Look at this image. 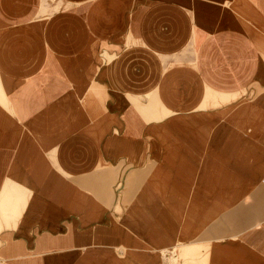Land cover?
Here are the masks:
<instances>
[{
	"label": "crops",
	"instance_id": "1",
	"mask_svg": "<svg viewBox=\"0 0 264 264\" xmlns=\"http://www.w3.org/2000/svg\"><path fill=\"white\" fill-rule=\"evenodd\" d=\"M0 264H264V0H0Z\"/></svg>",
	"mask_w": 264,
	"mask_h": 264
},
{
	"label": "rangeland",
	"instance_id": "2",
	"mask_svg": "<svg viewBox=\"0 0 264 264\" xmlns=\"http://www.w3.org/2000/svg\"><path fill=\"white\" fill-rule=\"evenodd\" d=\"M117 209H119V208H117Z\"/></svg>",
	"mask_w": 264,
	"mask_h": 264
}]
</instances>
